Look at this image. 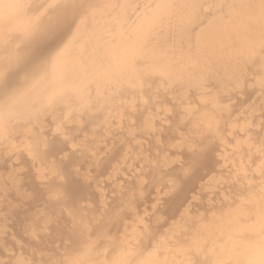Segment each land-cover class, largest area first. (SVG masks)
<instances>
[{"label": "snow or ice", "instance_id": "1", "mask_svg": "<svg viewBox=\"0 0 264 264\" xmlns=\"http://www.w3.org/2000/svg\"><path fill=\"white\" fill-rule=\"evenodd\" d=\"M0 264H264V0H0Z\"/></svg>", "mask_w": 264, "mask_h": 264}, {"label": "bare ground", "instance_id": "2", "mask_svg": "<svg viewBox=\"0 0 264 264\" xmlns=\"http://www.w3.org/2000/svg\"><path fill=\"white\" fill-rule=\"evenodd\" d=\"M217 170H219L218 166H217ZM209 175H211V173H209ZM205 179H207V177ZM241 227H243V225ZM248 236H249L248 233L243 234V238H245V239L248 238ZM61 255L67 256L69 259H72L77 255V250H69L67 252H61Z\"/></svg>", "mask_w": 264, "mask_h": 264}]
</instances>
